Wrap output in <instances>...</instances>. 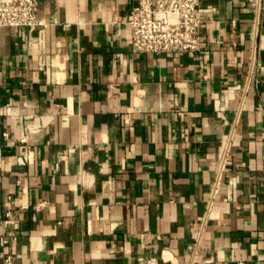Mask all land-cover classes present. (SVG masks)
Returning a JSON list of instances; mask_svg holds the SVG:
<instances>
[{
  "label": "crops",
  "instance_id": "1",
  "mask_svg": "<svg viewBox=\"0 0 264 264\" xmlns=\"http://www.w3.org/2000/svg\"><path fill=\"white\" fill-rule=\"evenodd\" d=\"M136 3L0 30V264H264V0H200L202 50L162 55Z\"/></svg>",
  "mask_w": 264,
  "mask_h": 264
},
{
  "label": "built area",
  "instance_id": "2",
  "mask_svg": "<svg viewBox=\"0 0 264 264\" xmlns=\"http://www.w3.org/2000/svg\"><path fill=\"white\" fill-rule=\"evenodd\" d=\"M205 14L200 0H137L127 21L133 52L152 55L200 52ZM42 26L39 0H0V30L34 33ZM6 264H12L11 256Z\"/></svg>",
  "mask_w": 264,
  "mask_h": 264
}]
</instances>
